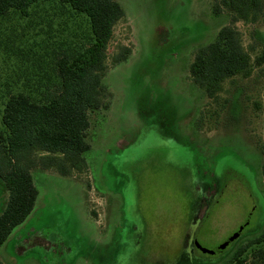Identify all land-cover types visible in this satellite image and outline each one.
Segmentation results:
<instances>
[{
    "label": "rangeland",
    "instance_id": "1",
    "mask_svg": "<svg viewBox=\"0 0 264 264\" xmlns=\"http://www.w3.org/2000/svg\"><path fill=\"white\" fill-rule=\"evenodd\" d=\"M117 1L125 16L107 51L103 107L90 114L88 168L32 170L39 197L0 264H228L264 233V14L233 24L250 73L211 99L190 67L231 13L215 16L218 0ZM46 6L0 22L1 90L6 67H35L53 48L47 25H31ZM124 49L128 60L115 63ZM2 113L0 101V125ZM7 199L0 179V214Z\"/></svg>",
    "mask_w": 264,
    "mask_h": 264
},
{
    "label": "trees",
    "instance_id": "2",
    "mask_svg": "<svg viewBox=\"0 0 264 264\" xmlns=\"http://www.w3.org/2000/svg\"><path fill=\"white\" fill-rule=\"evenodd\" d=\"M263 2L218 0L213 6L215 16L229 11L232 25L224 26L212 43L201 47L190 67L192 81L209 98L220 94L226 80L249 75L251 56L233 24L256 22L264 14ZM46 4V15L31 25L41 32L47 25L53 48L48 45L38 55L39 67L34 63L6 67L8 79L0 89V179L8 193L0 214V249L35 208L39 190L34 168L55 170L63 177L88 168L90 114L103 107L107 51L115 25L125 16L117 0H0V22L12 13L30 18ZM129 54L124 49L115 63L128 60ZM24 55L26 61L31 58L30 53ZM47 60L51 67H43ZM256 64H264V55ZM248 262L264 264V233L242 246L228 264Z\"/></svg>",
    "mask_w": 264,
    "mask_h": 264
},
{
    "label": "water",
    "instance_id": "3",
    "mask_svg": "<svg viewBox=\"0 0 264 264\" xmlns=\"http://www.w3.org/2000/svg\"><path fill=\"white\" fill-rule=\"evenodd\" d=\"M236 237H237V236H235L232 240L227 241L226 243H224L223 245H221L220 248L216 250V252L222 253L223 250H224L228 245H230L231 242H232L233 240L236 239Z\"/></svg>",
    "mask_w": 264,
    "mask_h": 264
},
{
    "label": "crops",
    "instance_id": "4",
    "mask_svg": "<svg viewBox=\"0 0 264 264\" xmlns=\"http://www.w3.org/2000/svg\"><path fill=\"white\" fill-rule=\"evenodd\" d=\"M7 201H8V199H7ZM4 209V208H3Z\"/></svg>",
    "mask_w": 264,
    "mask_h": 264
}]
</instances>
